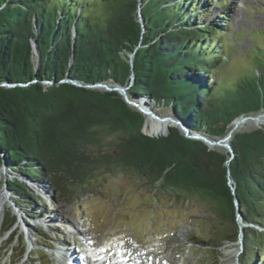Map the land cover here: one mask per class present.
Instances as JSON below:
<instances>
[{"label": "trees", "instance_id": "1", "mask_svg": "<svg viewBox=\"0 0 264 264\" xmlns=\"http://www.w3.org/2000/svg\"><path fill=\"white\" fill-rule=\"evenodd\" d=\"M209 6L202 0H0V85H26L0 86V154L9 170L47 179L62 196L85 195L101 175L130 173L175 200L208 202L234 227L232 239L217 232L230 243L240 234L236 197L252 243L254 226L264 228V126L236 132L231 153L209 150L176 129L150 138L141 132L143 115L117 93L62 82L127 87L133 73L129 97L170 109L191 132L224 137L237 118L264 112V68L228 87L212 78L227 60L219 40L226 32L219 20L214 27L199 24ZM6 184L25 192L18 181ZM13 225L9 220L5 231Z\"/></svg>", "mask_w": 264, "mask_h": 264}, {"label": "rangeland", "instance_id": "2", "mask_svg": "<svg viewBox=\"0 0 264 264\" xmlns=\"http://www.w3.org/2000/svg\"><path fill=\"white\" fill-rule=\"evenodd\" d=\"M208 1L202 0L211 5L199 24L214 27L219 20L226 32L219 40L227 60L219 62L212 78L228 87L241 76L259 74L264 68V0ZM39 67L38 63L36 70ZM131 84L129 79L127 90ZM146 107L161 117H173L170 109L153 102L147 101ZM0 159V198H5L0 264H58L60 252L73 257V264H232L229 251L240 257L237 264H254L253 256L255 264H264V228L255 225L253 241L248 243L243 230L247 224L237 209L240 234L230 243L217 232L232 239L234 227L217 218L208 202L175 200L133 174L101 175L85 195L62 196L47 179L26 182L22 173L9 170L1 154ZM7 181H18L25 192L15 194ZM9 220L14 225L5 231ZM25 229L31 230L32 245Z\"/></svg>", "mask_w": 264, "mask_h": 264}, {"label": "water", "instance_id": "3", "mask_svg": "<svg viewBox=\"0 0 264 264\" xmlns=\"http://www.w3.org/2000/svg\"><path fill=\"white\" fill-rule=\"evenodd\" d=\"M34 46V51L37 55L38 58V63L40 64V56H39V51L37 48V44L36 42L33 43ZM129 64L131 66V68L133 67V59H134V54H129ZM131 81L133 82L134 80V75L133 73L130 76ZM63 83H70L76 87H80V88H86V89H91V90H99V91H104V92H115L117 93L119 96H121V98L123 99V101L132 109L138 111L139 113H141L144 117V122L142 125V130L141 132L150 137V138H160V137H166L170 134L171 129H176L180 135L188 140H195V141H201L203 142L207 148L209 150H214V149H218V150H223V152H228L231 153V140L233 135L238 132H242L244 130H255V129H259L261 127L264 126V123H259V125L253 127V128H242L240 127V125L244 124L245 122H247L248 120H259L262 116V112L261 113H257L255 115L253 114H248L247 116H242L237 118L236 120H234L231 123V128L230 130L227 132V134L224 137L221 138H211L209 136L203 135V134H199V133H194L191 132L188 127L181 121L179 120L174 114L173 117H169V116H159L156 115L154 113H151L149 111V109H147V107L145 105H147V101L151 102L150 99H146V98H138V97H129L127 94V87H123L120 86L118 84H93V85H84L78 82H73L70 81L68 79H65L62 81ZM43 84L45 85H50V83L48 82H43ZM1 87L4 88H14L16 86L19 87H25L26 85H21V84H7V83H3L0 85ZM145 104V105H144ZM149 117L160 122H170L171 126L169 128L166 129L165 132H163L160 135H152V134H147L145 132V124L147 123V121L149 120ZM232 159V155L228 158V160L225 163V166L228 168L229 167V163ZM3 170H4V174H5V182H6V169L5 166L3 165ZM227 176H228V185L231 188L232 192L234 191V188L232 187L233 181L230 178V173L229 171L227 172ZM22 179L24 181L27 182V178L22 176ZM235 206L236 209L239 210L238 207V201L235 197ZM240 216V215H239Z\"/></svg>", "mask_w": 264, "mask_h": 264}, {"label": "bare ground", "instance_id": "4", "mask_svg": "<svg viewBox=\"0 0 264 264\" xmlns=\"http://www.w3.org/2000/svg\"><path fill=\"white\" fill-rule=\"evenodd\" d=\"M261 114H262V116H261V118L259 120H248L244 124L240 125V127H242V128H245V127L253 128V127L259 125V123H264V112H262ZM170 126H171L170 122L160 123V122H158V121H156V120H154V119L149 117V120L145 124V132L147 134L160 135L163 132H165L166 129L169 128ZM3 165L5 166L4 163H3ZM15 174H17V173H15ZM4 208H5V198H4V196H2L0 198V229H1V224H2V217H3ZM25 232H26V236H27V240H28L27 242L29 243V245H32L31 230L30 229H25ZM58 256H59V260H56L58 264L66 263V256L63 253L60 252V255H58ZM227 257L233 259L231 261L232 264H237V263L240 262V259H239L240 257L238 255H236L234 251H229L227 253ZM235 259H236L237 263H235ZM23 264H32V263H30L28 261H24Z\"/></svg>", "mask_w": 264, "mask_h": 264}]
</instances>
